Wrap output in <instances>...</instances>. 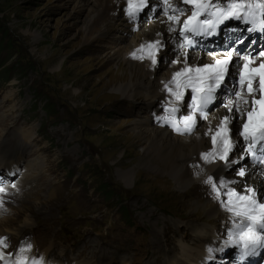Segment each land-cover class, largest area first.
<instances>
[{"label": "rangeland", "instance_id": "rangeland-1", "mask_svg": "<svg viewBox=\"0 0 264 264\" xmlns=\"http://www.w3.org/2000/svg\"><path fill=\"white\" fill-rule=\"evenodd\" d=\"M98 10L99 0H0V155L8 159L5 168L16 166L0 172L6 259L14 260L24 247L23 255L35 259L50 248V259L59 264H164L168 256L182 257V245L204 250L192 224L211 233L213 247L229 239L232 219L196 205L218 201L207 178L183 191L166 172L156 177L140 163L141 141L131 129L144 130L139 122L145 117L156 123L155 112L140 98H118L113 87H103L106 72L118 68L107 56L111 35L93 44L98 37L85 30ZM158 18L113 51L131 53L129 46ZM259 40L242 47L228 43L227 51L252 54L257 43L264 47V36ZM167 68L160 66V75ZM237 77L226 79L225 90ZM167 106L161 98L157 112L163 118ZM119 168L133 169L131 184Z\"/></svg>", "mask_w": 264, "mask_h": 264}, {"label": "bare ground", "instance_id": "bare-ground-1", "mask_svg": "<svg viewBox=\"0 0 264 264\" xmlns=\"http://www.w3.org/2000/svg\"><path fill=\"white\" fill-rule=\"evenodd\" d=\"M170 4L172 8L183 10L186 15H190V6L183 4L182 0H170ZM126 8V0H99V10L91 19H89L85 30L88 29L90 32L89 37H98L96 40L92 41L93 44L99 42L101 38L110 34L111 38L114 39V45L110 48V51L112 52H107V56L110 55L109 59L111 58V61L115 63L118 70L121 69L120 67H125L124 69H121V73H119L118 70L115 71L113 69L107 71L106 75L109 76V79L103 83V87L105 89L113 87V90L116 92L114 93V96H117L118 98L122 97V99L130 101H135L137 98H140L142 103L145 101L146 106H149L155 112L154 115L156 123H153V120L147 117H145L143 121L139 122L143 124L142 128L145 131L141 130L140 127H136L135 129L132 127L131 129L135 133L136 137L138 139L140 138L141 141L140 147L142 154L139 155V160H141L140 163L144 167H149L155 173L156 177H159L157 172L161 174L166 172L170 176V179L175 182L177 187L183 191H190L195 187L197 188V183L202 182L203 179L211 175L214 178H220L226 181H236L237 183L229 184L228 187H234L237 191H243L244 188L253 187L256 189L259 197H264V164H260L258 161H252L251 157H245L244 160L240 159L241 155L244 154L242 149H245L247 145L243 142V138L238 136L237 129L239 128L242 130V125L247 119L246 115H241L236 112L229 113L225 108V105L220 108L217 107L227 101L236 100L234 91L239 90V86L237 84L239 79L238 73L244 63L241 59H239V57H242L243 55H239L240 53L237 50L232 54L228 75L225 77L224 82L216 90V99L214 104L210 106L209 119L206 121L198 119L197 126L192 133H178L171 125H169V123L165 124V122H163L164 114L157 112L159 109V100L161 98H164L167 103L172 99V97H170L165 90V85L171 80L174 72L179 71L184 66L183 54L185 52L188 54L187 63L190 65L213 63L216 59L223 58L225 53L228 52V43L237 47H242L244 44L240 43H245L246 41L254 44L256 42H260L259 39L264 36V32H249L247 29L251 25L246 24L243 21L230 20L228 23L217 29V35L214 39L200 40L202 49H195V46L193 48L185 47L184 49H181L179 47L182 43L179 37L181 25L170 22L167 19V15H179V11L172 12L171 9H169L167 15H165L163 11L164 5L161 3V0H149V7L145 8L136 20H131L126 13ZM159 9L160 13L159 15H156L155 13L158 12ZM156 18H158L156 22L150 25L146 29V32H144L139 38L135 39L129 46L133 49L131 53L127 55L126 53L118 54L119 50L113 51L120 46H126L139 31ZM184 18H186V16H181V20ZM117 19H130V21L127 24L124 22L123 24L121 23L118 25L121 21L116 22ZM95 20L98 21V24H94ZM170 26L175 28L176 31L170 32L168 30ZM231 29H234L235 31H231ZM241 31H245L248 35L243 36ZM157 39L161 41L162 46L156 56L157 63L155 65H153L151 60L147 58L141 61L135 60L132 57V53L142 44ZM88 43L91 44V42ZM261 51H264V47L261 49L260 45L257 43L256 47L252 49V54H247V56L255 58L256 63L252 65V67H258L259 64L264 61V57L259 55ZM117 54L120 58H118ZM161 56L164 59L163 61H161ZM173 59L174 61L181 60L182 63H171ZM160 66H168L167 70L162 75L159 73ZM233 74H236L238 77L234 81L231 80V85L228 87L229 90H225V86H227L226 79L228 80V78H231ZM253 87L257 89L259 88L258 78L253 82ZM244 92L246 93V88L244 89ZM222 97L224 98L223 101ZM256 97L259 98V92L256 93ZM185 101H187V103H185ZM190 104L189 90L185 96L183 104L181 105V111L177 115L187 114V112L190 111V108L187 106ZM241 107L248 109L251 107V103L248 105L241 104ZM223 115H229L232 117V122L229 124V127L232 129V139L235 142V146L233 148L234 154H230V159L235 158L240 164L244 165L246 169V175L244 177H240L236 174V169L239 167V164L224 167L223 163L220 161L208 164L200 158L203 152L210 151L212 149L211 138L207 134L209 127L215 129ZM34 131L35 130L32 132ZM21 133L25 139H31V136L27 135V133ZM257 147L259 148V145H257ZM7 160L5 162L0 155V161H4V163H6L1 165L0 172L4 173L8 169L13 170L14 167H16L13 166V162L10 161L12 169L10 167L5 168L6 165L9 166V162ZM38 161L41 163V160H35V162ZM117 171L122 179L125 180V183L131 184V179L134 174L133 169L124 170L119 168ZM27 177L37 176L30 174ZM200 202L201 201H196V205L203 206V208L206 207L205 210L209 215L220 219H224L223 217L227 219L230 218L232 220L234 219L232 214L227 212L218 201L199 205ZM262 202H264V200H262ZM228 215H231V217ZM190 228L195 232V234L198 233L197 236L200 237L204 250H200L199 248L189 245H182V257L172 258L168 256V258H165L164 264H209V262L214 259L218 262L223 261L221 264H228L227 260H229V258L227 256L230 254L225 255L223 252H220V250L228 249L230 247L229 244L225 245V243H218L216 247H213V243L209 237L211 234L209 231L206 229H200L193 224L190 225ZM232 228L233 226L230 227V229ZM156 237H158V235ZM203 239L206 240L207 243L202 242ZM10 241L12 240L10 239ZM211 247L214 249L210 252L209 249H211ZM216 248H218L219 251H215ZM46 250L44 255V251H41L42 255L39 256V259L43 258V264H59L57 261L50 259L49 256L52 255L51 249L47 248ZM159 251H161V249ZM215 255L218 257H215ZM35 256L36 255L32 254L27 257L31 259ZM102 259H104V257ZM248 264L251 263L249 262Z\"/></svg>", "mask_w": 264, "mask_h": 264}, {"label": "snow or ice", "instance_id": "snow-or-ice-1", "mask_svg": "<svg viewBox=\"0 0 264 264\" xmlns=\"http://www.w3.org/2000/svg\"><path fill=\"white\" fill-rule=\"evenodd\" d=\"M182 2L190 6V15H186L183 10L172 8L170 0H161L165 15L169 9L172 12H180L179 15H167V19L181 25L179 35L184 41L179 45L181 49L194 45L196 43L194 37L214 35L221 25L230 20L243 21L251 25L247 29L249 32H264V0H224L223 3L221 0H182ZM126 3V13L131 20H136L139 14L149 7V0H126ZM181 16H186V18L181 20ZM168 30L176 31L171 26ZM161 46V41L158 39L147 42L137 48L132 53V57L141 61L147 58L155 65ZM234 51L236 50L231 49L225 53L223 58L202 65L188 64V54L186 52L183 54L184 66L179 71H175L171 80L165 85V90L172 99L168 101L165 109L168 115L163 119L178 133H192L197 126L198 119L205 121L209 119L210 105H213L216 90L228 75ZM259 55L264 57V51H261ZM239 59L244 62L238 73L239 90L234 91L236 100H230L225 104V108L229 113L236 112L247 117L242 130L237 129L238 136L242 137L247 145L245 149H242L244 154L240 159L251 157L253 161L264 164V61L258 67H252L256 63L255 58L245 55ZM173 62L182 63L181 60ZM257 78L258 89L253 87V82ZM189 90L191 104L187 107L190 111L187 114L177 115L181 111V105ZM257 92H259V98L256 97ZM249 103H251L250 108L241 107V104L248 105ZM231 122V116L223 115L215 129L209 127L207 134L211 138L212 149L203 152L200 158L208 164L220 161L224 167L239 164L236 174L244 177L246 175L244 165L235 158L230 159L235 146L232 129L229 127ZM204 182L211 186L219 204L234 217L233 228L228 232L229 239L225 241V245L232 244L239 247L241 262L259 255L260 251L264 250V202H262L264 197H259L253 187L244 188L243 191L228 187L229 184L237 183L236 181H226L210 175ZM2 191L3 189H0V192ZM6 241L7 237H0V261H3V264H43V258L30 259L23 255L24 247L19 249L20 254L14 260L6 259L7 254L4 249L9 247ZM209 251L211 252L212 249Z\"/></svg>", "mask_w": 264, "mask_h": 264}]
</instances>
